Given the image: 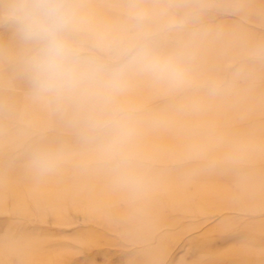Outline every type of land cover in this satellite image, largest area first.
<instances>
[{"label": "bare ground", "instance_id": "obj_1", "mask_svg": "<svg viewBox=\"0 0 264 264\" xmlns=\"http://www.w3.org/2000/svg\"><path fill=\"white\" fill-rule=\"evenodd\" d=\"M84 2L88 22L86 31L81 33L79 39L85 36L91 39L94 45L104 43L116 47L114 39L117 35L125 34L129 24L121 18L114 17L106 9V0ZM201 3L207 4V0H193L192 4ZM225 4L229 10L243 17V20L256 23L257 27H247L240 21L232 20L216 24L208 21L206 26L180 33L176 47L158 48L165 53L177 50L187 52L190 82L179 87L185 90L183 97L177 100L170 98L178 88L159 83L147 75L136 72L128 74L126 90L120 97L123 105L142 109L136 112L138 128L136 144L145 145L139 147V150H142L146 158L159 161L187 158L193 160L191 169L168 174L163 184H149L144 192L150 198L156 196L166 198L167 202L184 212L201 210L198 206H189V200L195 193L200 194L203 201L207 200L217 212L223 210L220 208L223 203H229V208L249 212L258 213L264 210V87L261 90L245 89L240 83L242 80L264 79V73L242 66L247 59L252 58L264 68V56L255 54L256 46L264 49L262 28L264 0H225ZM258 28H262L259 33ZM15 33L17 32L12 29L8 31L9 35ZM162 44L169 45L166 42L158 45ZM9 45V41L0 40V54L7 53ZM104 52L109 53L106 50ZM236 65L240 70L231 75L232 81L225 85L223 90L213 92L210 89L206 94L197 95L190 88H186L203 78L217 79L219 76L216 72L221 67ZM27 87L23 76L17 77L13 73L0 70V113L10 116L30 115L24 112L21 105L26 97L22 90ZM29 96L37 104L38 110L37 113L31 114V117L42 118L47 124L58 123L55 119L62 121L66 118L73 119L70 111H59L53 105L36 99L33 93ZM158 99L167 102L162 109L156 108L154 104ZM71 122H74V119ZM68 162L69 158L66 156L65 162L57 168L58 170L44 176L35 175L26 166L27 163L20 164L21 169L15 173V177L18 176L19 182L27 178L37 191L40 187L37 183L38 178L50 179L53 175L56 177L55 186L48 190L46 196L42 198L43 201L38 196L33 197L31 202L33 211L44 215L46 210H50L61 220L62 209L65 207L64 199L79 198L77 206L86 214H91L94 222L105 223L104 228H114L117 215L126 212L122 210L126 205H135L138 197H133L124 189L118 190L119 187L113 179H108L107 169L96 168L94 172L86 171L84 174L79 172L70 181L66 178L64 168ZM9 178L0 177V213L8 211L5 207L4 192L10 188L9 181L13 176ZM86 179L93 180L87 183L84 182ZM111 183L113 185H110ZM18 198L13 213H26L27 209L31 210L24 195H19ZM162 207L163 205L160 206ZM161 224L160 219L147 221L145 237L135 234L133 227L129 235L126 231L120 234L121 238L129 237L133 245L143 243L140 248V260L136 264H158L167 257L165 245L168 233H161L153 243L149 241L153 231ZM233 224L224 215L218 220H212L201 239L221 238L233 228ZM244 226L249 232L247 238L242 237L239 240L229 238L215 250L200 247L195 260L191 262L185 261L181 253L177 254L173 264H264V222L255 224L248 222L244 223ZM5 235L6 239L0 240L4 245L2 247L11 246L13 249L10 251L23 253L20 264H51L62 260L65 251L63 249L49 250L45 255L40 254L43 246L41 235L25 236L27 240L24 245L30 248L29 250L22 248L21 237L14 239L10 237L11 232L8 231ZM71 239L81 242L77 235H72ZM98 253L101 256L100 261L90 260L81 264H107L103 252ZM5 262L7 263L0 257V263ZM125 264H129L128 260Z\"/></svg>", "mask_w": 264, "mask_h": 264}, {"label": "rangeland", "instance_id": "obj_2", "mask_svg": "<svg viewBox=\"0 0 264 264\" xmlns=\"http://www.w3.org/2000/svg\"><path fill=\"white\" fill-rule=\"evenodd\" d=\"M170 3L194 6L192 4L193 0H106V9L114 17L121 18L129 24L127 27L128 31L123 35L116 36L114 39L116 47H112L113 51H109L108 54L103 49L92 44L91 39L85 38V36L80 40L84 50L90 54L98 55L109 65L120 63L122 58L116 53L115 49L122 43L133 42L139 31L131 18L134 6L142 7L149 13L146 26L152 31L157 47L162 49L176 47L180 33L191 32L196 28L206 26L208 21L216 24L220 21L232 20L240 21L247 27H257L256 23H249V21L243 20L244 18L240 15H236L231 9L229 10L225 0H207V4H204L206 7H204L196 20H188L182 27L168 29L166 27L167 17L163 13ZM174 11L177 14V18H180L188 11V8L174 9ZM161 21H164V23L166 21V23L163 24ZM162 24L163 27H161ZM262 28L264 29V27ZM262 28H258L257 33L261 32ZM10 29L17 33L9 35L8 31ZM0 40L10 42L7 53L0 54V70L25 78L28 87L22 90V93H26V97L21 102V105L24 112L30 115L35 114L38 111L37 104L29 96L33 91L24 65L25 58L30 54V45L21 38L14 26L7 23H0ZM161 42H164V44L166 42L169 45H158ZM257 49H260V46H256L255 51ZM242 66L253 69L258 73H264V68L252 58L247 59ZM239 68L237 65L235 67L229 66L228 68L227 66L221 67L216 72L219 78L213 80L203 78L186 88H190L197 95L206 94L213 86H218L219 90H223L225 85L232 81L231 75L237 73L240 70ZM240 83L242 88L245 89L261 90L264 87V79L257 81L256 79H248L242 80ZM174 88H178L177 94H171L170 98L177 100L184 96L185 90L183 88ZM154 104L156 108L162 109L167 102L158 99ZM129 108L134 109L135 112L142 110L140 108ZM30 115L17 114L10 116L6 113H0V177L9 178L13 176L11 181H9L10 188L4 192L5 207L8 211L0 213V240L6 239L5 233L7 231L11 232L10 237L14 239L21 237L22 248L29 250L30 248L24 245L25 240H27L25 236L27 234L41 235L43 238L41 255H45L49 250H65L62 254V260L60 262H51V264H81L90 260L98 262L101 259L98 253L100 251L107 258V264H125L127 260L129 264H136L140 260V248H142L143 243L133 245L129 237L121 238L120 234L126 231L129 235L133 227L135 234L139 237H145L147 234L145 226L150 219L162 220L159 228L153 231L149 240L151 243L155 242L161 233H168L166 235L167 244L165 245L167 257L158 264H173L177 254L180 253L185 261L191 262L195 260L200 247L215 250L229 238H231L230 240H239L242 237V239H245L248 237L249 232L245 228L244 223L255 224L264 222V210L263 212L258 211V213L249 212L229 208V203H223L220 207L223 210L217 212L215 207H211L207 200L203 201V198L198 193L193 194L189 200V206L200 207L201 210L196 212L178 210L172 203L167 202L166 198H160V196L150 198L143 193L137 196L135 205H126L122 209L126 212L122 215H117V221L112 229L104 228L105 223L98 224L93 221L94 217L91 214L83 212L77 206L79 198L74 200L70 198L64 199L63 220L57 219L55 213L50 210H46L44 215L34 212L31 205L33 197L38 196L42 200L48 190L55 186L56 182L54 180H56V177L53 175L52 177L50 176V179L48 177L38 178L39 191L34 188L33 183L27 178L19 182L18 176L15 177V173L21 169L20 164L27 163L28 154L33 148L37 146L62 148L65 155L69 158V162L66 163L64 168L67 173L66 178L70 181L79 172L84 174L86 171L94 172L93 170L96 168H106L94 162L93 146L82 140L78 126L71 122L73 119L66 118L63 121L55 119L58 120V123L47 124L43 121L44 119L37 116L31 117ZM143 146L145 145L137 143L136 150L143 160L144 170L150 177V184H163L166 175L176 174L193 167V160L188 158L172 161L146 158L142 150H139V147ZM108 179L112 180L110 173ZM92 180L86 179L84 182L90 183ZM110 185L113 184L111 183ZM118 190H122V188L119 187ZM19 195H24L32 212L29 209L26 210V213L12 212L19 200ZM161 205H163L162 208H160ZM184 208L185 206H183ZM223 215L234 223L233 228L226 233L228 235L225 234L224 236L226 237H219L221 241L219 238L202 240L201 238L209 223L212 220L220 219ZM72 235H77L81 242L73 241L71 239ZM2 246L4 245L0 243V257L7 261V263L3 264H20L23 253L18 254L10 251L13 249L11 246L9 248Z\"/></svg>", "mask_w": 264, "mask_h": 264}, {"label": "clouds", "instance_id": "obj_3", "mask_svg": "<svg viewBox=\"0 0 264 264\" xmlns=\"http://www.w3.org/2000/svg\"><path fill=\"white\" fill-rule=\"evenodd\" d=\"M204 7L202 3H170L163 13L166 27L175 29L196 20ZM179 8L188 11L177 18L174 9ZM148 16L145 9L134 6L131 18L139 30L137 37L115 49L121 62L109 65L86 52L79 39L88 22L84 0H0V23L14 26L30 45L24 65L34 97L73 114L82 140L93 146L94 162L106 168L114 183L133 197L146 192L150 177L136 150V112L120 102L127 76L136 72L171 87L190 82L187 52L160 51L146 26ZM96 46L113 51L110 44ZM255 54L264 56V49ZM218 90L213 86V92ZM65 158L62 148L37 146L28 154L27 166L35 175L44 176Z\"/></svg>", "mask_w": 264, "mask_h": 264}]
</instances>
